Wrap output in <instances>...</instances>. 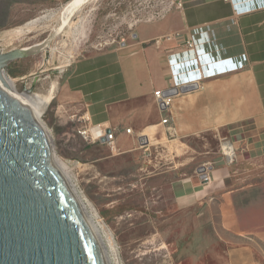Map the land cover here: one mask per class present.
<instances>
[{
    "label": "crops",
    "instance_id": "crops-1",
    "mask_svg": "<svg viewBox=\"0 0 264 264\" xmlns=\"http://www.w3.org/2000/svg\"><path fill=\"white\" fill-rule=\"evenodd\" d=\"M168 33L172 41L154 42ZM131 34L123 50L80 58L64 85L86 127L78 166L86 196L102 207L98 198L120 188L110 180L124 176L128 196L140 189L147 203L155 196L154 212L172 213L154 226L164 242L193 244L205 261H262L264 0H185L165 17L138 19ZM192 82L199 86L170 113L160 110L156 89ZM96 130L113 131L114 146L93 140ZM225 143L236 150L232 163ZM207 162L214 169L204 183L196 169Z\"/></svg>",
    "mask_w": 264,
    "mask_h": 264
},
{
    "label": "rangeland",
    "instance_id": "rangeland-1",
    "mask_svg": "<svg viewBox=\"0 0 264 264\" xmlns=\"http://www.w3.org/2000/svg\"><path fill=\"white\" fill-rule=\"evenodd\" d=\"M41 1L0 0V49L6 52L48 40L40 51L12 61L4 70L16 81L18 90L33 94L40 104L44 103L42 121L50 132L55 156L59 160L80 161L86 127L77 111L76 100L69 101L64 96V85L75 64L84 56L110 47L123 50L132 39L131 32L138 19L165 17L185 0H84L69 15L64 13L66 3L50 7L40 6ZM52 10L58 14L54 15ZM43 14L48 17L42 19L36 30L13 40L9 37L11 29ZM206 141L211 147L219 145L212 135ZM74 173L82 186L78 167ZM118 178L110 183L120 188L113 190L110 197L98 198L102 207L88 198L102 218L103 240L111 264H236L217 261L214 257L205 261L204 254L198 253L193 244L176 246L164 242L154 226L172 213L163 216L154 212L159 206L155 196L147 203L140 189L128 196L131 191L125 187V177ZM151 194L149 191L148 195ZM262 259L244 264H264V256Z\"/></svg>",
    "mask_w": 264,
    "mask_h": 264
},
{
    "label": "water",
    "instance_id": "water-1",
    "mask_svg": "<svg viewBox=\"0 0 264 264\" xmlns=\"http://www.w3.org/2000/svg\"><path fill=\"white\" fill-rule=\"evenodd\" d=\"M47 41L1 49L0 66ZM0 264H108L49 138L1 72Z\"/></svg>",
    "mask_w": 264,
    "mask_h": 264
},
{
    "label": "bare ground",
    "instance_id": "bare-ground-1",
    "mask_svg": "<svg viewBox=\"0 0 264 264\" xmlns=\"http://www.w3.org/2000/svg\"><path fill=\"white\" fill-rule=\"evenodd\" d=\"M91 1H96V0H88V2H91ZM82 2H84V0H70L68 3H66L64 5V8L66 7L64 13L67 14V15L71 14L74 10L77 9V7L79 5L82 4ZM52 13L54 15L58 14V12L54 11V10H52ZM45 16L48 17L47 15L43 14V16H40V17H37V18H33V19L25 22L23 25L18 26L15 29H11L9 31V33H8L9 37L13 40L15 38H19L20 36H22V35H24L26 33H29V32H32V31L36 30L38 27H40L39 24H40V22L42 21V19ZM52 19H53V15H52ZM46 20H48V19L46 18ZM0 53H1V49H0ZM0 62L2 63L1 60H0ZM5 70H4V65H1L0 66V72L3 75V77L5 78L6 82L9 85V87L11 88V90L14 93L19 95L23 99V101L25 102L28 110L30 111V113L32 114L34 119L37 121V123L41 126V128L45 131L47 137L49 138V140L51 142L50 132L46 128V126L44 125V123L42 121L43 120L42 116H43V112H44L43 111V104L44 103L40 104L35 95L30 94L28 92H21L20 90H18L17 86H16L17 85L16 81L13 78L9 77L6 74ZM55 155L56 154L54 153V160H55L56 165L61 170V172L64 174V176H65L66 180L68 181L69 185L71 186L76 198L78 199V202L81 205V208H82V210H83V212H84L89 224L91 225V227L94 230L96 236L98 237V240H99V242H100V244H101V246H102V248L104 250V254L106 256L107 263L111 264L110 257L108 255L107 250H106V245L104 244L105 242L103 240L104 239L103 238L104 237V234H103L104 233L103 232L104 231V229H103L104 225H103V221H102V218H101L99 212L96 209H94L93 206L90 205L88 202L84 201V198H82L80 196V194L78 193L77 189L74 187V180L69 177V175H68V173L66 171L67 170V166L65 165L66 163H64L65 161L62 160V159L59 160L58 157L55 156Z\"/></svg>",
    "mask_w": 264,
    "mask_h": 264
},
{
    "label": "built area",
    "instance_id": "built-area-1",
    "mask_svg": "<svg viewBox=\"0 0 264 264\" xmlns=\"http://www.w3.org/2000/svg\"><path fill=\"white\" fill-rule=\"evenodd\" d=\"M174 37H175V34L168 33V34H165V35H162V36L156 38L154 40V42L158 45H161L164 41H172ZM193 45H194L193 42L187 41L188 47H193ZM198 86H199L198 82H192V83H187V84H183V85H177V84L170 83L169 86L166 88L156 89L154 91V97H155V100H156L157 105L160 108V110H162V112L170 113L172 105L174 103V100L177 96H180L186 92H189V91L193 90L194 88H197ZM168 121H169V118L167 116L163 118L164 123H168ZM91 129H93V128H91ZM131 130H132L131 128L126 129V131L129 133L131 132ZM91 135H92V139L95 141H101L102 137L105 136L106 137L105 143L108 144V146H110V147L114 146V132L113 131L105 132V134H103L101 131L96 130L95 134L92 132ZM141 141L143 143H145L144 140H141ZM222 151H223L224 155L226 156L227 161L229 163H232L235 161L236 150L232 144L225 143L222 146ZM61 159L65 161V163H66L65 165L67 166V170L71 174V179L74 180V187L77 189L80 196L82 198H84V201H86L90 205H92L91 201L86 196L84 189L82 188L81 184L78 182V179L74 173L75 169L78 166H80V161L68 160V159H64V158H61ZM213 169H214L213 164H211L210 162H207V163L199 165L196 169V173L198 174V176L200 177L202 182L208 183L212 179V170Z\"/></svg>",
    "mask_w": 264,
    "mask_h": 264
}]
</instances>
